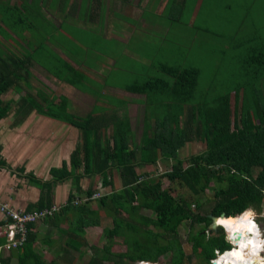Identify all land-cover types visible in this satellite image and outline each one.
<instances>
[{"label":"trees","instance_id":"trees-1","mask_svg":"<svg viewBox=\"0 0 264 264\" xmlns=\"http://www.w3.org/2000/svg\"><path fill=\"white\" fill-rule=\"evenodd\" d=\"M35 14L37 15L36 12ZM23 31H12L9 27L7 35L11 37L9 33H12L18 38L20 35L21 40ZM3 34L6 35L5 32ZM4 40L7 41L5 38ZM2 47L0 46V119L8 115L11 105H26L39 114L57 119L65 118L68 121L63 110L64 98L59 102L60 110L63 111L56 115L51 111L50 105L45 104L47 98L42 92L43 87L35 86L36 90L31 92V76L28 71L30 56L17 55ZM258 56L251 58L258 63L262 77L264 55ZM164 70L175 77V81L168 84L173 89L172 92L180 90L184 82H192L193 75L195 81L194 71L192 74L171 68ZM175 83L179 86L176 91L173 87ZM146 85L147 81L145 86L142 84L130 89H144L147 92L144 88ZM9 90L19 94L16 101L1 98V95ZM257 93L250 102L241 94L238 104L232 106L228 96L224 97V101L205 106L206 108L198 104L190 107L187 104L184 112L179 108L186 102L177 103L176 108L168 105L166 110L173 108L175 112L173 109L169 110L166 115L163 114L157 121L154 120L152 134L148 135L144 131L141 142L134 147L128 144L126 129L113 127L108 135L101 136L98 129H91L88 118L82 119L83 123H80L79 119V122L71 119L70 124L79 130V137L69 153L68 166L62 161L59 166L50 167L49 178L44 180L31 172L22 173V167L11 168L1 157L0 168H6L10 172L19 171L28 184L38 189L37 200L31 206L25 207L26 210L50 206L54 185L70 180L71 186L65 201L51 217L42 220H49L52 226L56 222L67 221L64 228L65 232L67 231L66 247L75 250L80 247L89 249L83 264H105V261L112 264H124L127 261L155 263L159 254L168 251V264L189 262L191 255L209 264V260L215 256V251L220 253L230 246L224 239L220 226L216 227V230H207L210 223L208 214L218 216L223 212L226 217L235 218L248 207H257L261 201L264 202V96L260 92L258 95ZM15 112L14 110L13 125L18 119ZM183 113L185 114L181 121ZM190 141L201 142L203 149L186 159L176 156L177 150ZM157 158L172 161L169 170L164 171L161 176L152 177L136 171V167L153 164ZM254 169L256 172L252 174ZM94 174L99 177L102 187H110L108 192L89 198L95 192V189L89 186L84 190L86 199L72 204L73 198L77 197L74 192H82L79 179ZM115 175L118 178L116 184L113 182ZM161 177L175 182L180 191L195 197L205 190H210L208 211L194 212L190 206L191 202L187 201L182 193L172 195L167 188L161 187ZM198 204L197 202L195 206L198 207ZM142 209L150 211L152 216L143 214ZM101 211L109 219L107 226L100 225ZM182 221H187L190 228L194 224L201 225L194 232L188 233L186 240L190 245V254L184 253L177 237V228ZM244 221V217H240L229 221L228 225ZM32 225L33 223H27L24 240L6 251L18 250V264H27L28 256L40 260L39 264H51L33 254L31 244L34 236L29 230ZM88 226H101L104 242L100 247L88 244L83 237L84 228ZM205 230L211 235L205 234ZM3 242L4 236L0 234V245ZM2 253L4 250L0 249V264H9L8 253L5 256Z\"/></svg>","mask_w":264,"mask_h":264},{"label":"crops","instance_id":"crops-1","mask_svg":"<svg viewBox=\"0 0 264 264\" xmlns=\"http://www.w3.org/2000/svg\"><path fill=\"white\" fill-rule=\"evenodd\" d=\"M24 2L27 4L35 3L39 8L38 11L42 12L43 18L35 14L33 23L28 24L30 31L24 30L21 33L23 39L17 43L15 40L18 37L10 34V40H3L5 43L2 48H7L17 55L27 54L30 56L28 71L34 81H39L38 86L43 87L42 92L46 94L44 96L47 98L45 104L50 105L51 111L56 115H60V112L64 110L67 114L66 117L69 120H75L74 122L80 120V123H83L82 119L88 118L87 121H89L91 129H98L101 136L105 135L104 130L113 128L111 123L116 121V124H119H117L118 128L121 126L126 129V134L129 137L131 129L134 128L133 125L138 123L139 129L148 127V125L145 127L144 122L146 105L144 102H146L147 92L144 89L139 91L130 89L142 85L140 82L144 79L133 77L131 84H126L120 88L112 85L113 83L109 80L113 74H109L103 90L99 93L86 91L87 89H78L73 83L77 80L73 78L72 81L69 74L76 73L75 70H78L76 68L82 65L91 69L92 76L100 77L101 66L112 61L109 54L110 50L121 49L125 52L139 50L141 44H136V41L148 43L149 38H152L147 33L155 32L159 26L153 21H146L147 18L154 19L156 16H160L167 8L169 10L167 17L171 18L174 15V18L177 19L182 6H187L189 3L194 15L203 1L154 0L153 12H145L146 7H151L152 0H24ZM57 5H60L58 9L56 8ZM188 21L191 24L190 13ZM32 26H37V32H33ZM145 30L147 32H144ZM41 32L43 36L40 40L38 33ZM79 33L80 35H78ZM53 35L54 37L50 38ZM41 41L47 43V46H44V49L46 48L44 56L35 58L33 52H36L35 50ZM154 43L152 41L151 45L144 47L151 50L156 48ZM40 47L42 48L43 45ZM133 53L138 55L137 51H133ZM51 66L57 67L54 70ZM33 67L38 71L31 74ZM80 74L82 75V72ZM108 82L110 85L107 84ZM35 86L37 85H32V87ZM35 90L36 88H32L31 92ZM9 92L10 90L1 95V98L16 101L18 95L10 97ZM106 93L113 97L112 109L107 104L108 99L105 97L102 99V95H106ZM61 98L65 99L63 110H60L61 106L59 105ZM43 109L46 108L43 107ZM13 114L14 105H11L8 115L0 119V138H9V141H0L1 154L4 157L7 154L9 156V158L4 159L1 157L5 162H8L11 167L13 166L12 168L22 167L24 173L30 171L34 176L43 180L49 178L48 169L50 167H57L62 161H65L68 166L69 153L79 137V132L75 126L70 124L69 120L32 113L25 117L20 116L19 121L13 125ZM17 130L19 132L18 137L15 133L10 134L11 137L7 133L8 131L17 132ZM45 131H52L56 137L53 135L49 137ZM23 134L28 135L23 136ZM45 144L48 148L44 149L43 145ZM128 144H131L129 138ZM29 145H38L39 147H34L36 150L32 152H25V146ZM0 171L6 172L3 169ZM6 174L8 176H4L0 172V200L17 208L25 209V207L31 206L37 200L38 189L28 184L19 171L10 172L8 170ZM97 177V175L89 176L90 181ZM82 181L79 180L80 188ZM105 187L110 189L109 186ZM69 190V180L55 184L52 203L62 204ZM1 223H3V218L0 214V234ZM66 223L67 221L56 222L52 226L47 219L40 223H33L29 229L34 236L31 244L33 254L39 255L44 262L51 264H74L75 260L80 259L81 255L86 253L88 257L89 249L87 247H80L79 250L66 247L67 238L65 234L67 231L65 232L64 229ZM95 227L84 228L83 237L88 244L91 243L88 242L86 233ZM56 233H59L60 237ZM6 254L9 257V264H18L16 257L18 250L2 253L3 256ZM28 257L27 264H39L40 260L38 261L33 256Z\"/></svg>","mask_w":264,"mask_h":264},{"label":"rangeland","instance_id":"rangeland-1","mask_svg":"<svg viewBox=\"0 0 264 264\" xmlns=\"http://www.w3.org/2000/svg\"><path fill=\"white\" fill-rule=\"evenodd\" d=\"M202 1L201 6L195 11L194 15L189 3L187 6H182V9L178 12L179 18L177 19L174 18V15H172L171 18L167 17L169 16V10H167V8H165L160 16H156L154 19L147 18L146 21H153L159 26L155 32L147 33L150 34L152 38H149L148 43L136 41V44H141L139 50H128L129 52H125V50L121 49L110 50L109 54L113 62H107L101 66L99 73L100 77L96 78L92 76L91 69L88 66L85 68L82 65L76 68L78 69L75 70L76 73L73 72L69 74L72 81L73 78L77 80V82L73 81V83L78 89H87L86 91L99 93L103 90L109 74H113V77L108 80L113 83L112 85L119 86L120 88H123L126 84H131V79L133 77L135 79L143 78L144 81L140 82L143 86H145V82L147 81V85L144 87L147 91L145 97L146 102H144L146 104L144 110V122L145 127L147 125L148 127L139 129L138 123L133 125L134 128L131 129L132 131H130L128 137L131 142L130 147H134L141 142L144 131H146L148 135L152 134L153 123L150 122H154V120L157 121L161 115L168 113L169 110L173 109L168 108L167 111L166 106L168 105H173L174 108H176L178 107L177 103L186 102V104L181 105L182 107L179 108L184 112L187 104H189L190 107L193 104H198L200 107H209L213 106L214 103H217L218 101H224L225 96H228V101L231 106L235 103L238 104L241 94L247 97L248 102L252 100L254 95H256V92H260V94L264 96V76L261 77V73L259 72L261 69H259L258 63L251 58L252 56L259 57L258 54L264 55V0ZM151 4V7H146L145 12H153L152 9L154 8V0H152ZM59 7L60 5L56 6L57 9ZM38 9L39 8L35 3L27 4L24 0H0V25L2 30V33H0V46L5 43L3 38L10 40L9 35H7L9 27L12 31H30L27 26L29 23H33L35 12L40 18H43L42 12L38 11ZM189 13L192 17L191 24L188 21ZM32 28L33 32H37V26H32ZM3 32H5L7 36L3 34ZM144 32L147 31L145 30ZM38 34H40L41 40L43 33L41 32ZM78 35H80V33ZM53 37L54 35L50 36V38ZM19 38L22 37L19 35ZM19 38L16 40L14 38L13 39L19 43ZM152 41L155 42L154 44H156V48L151 50L146 49L144 46L151 45ZM12 43L14 42L12 41ZM40 45H43V47L41 48ZM40 45L35 50L36 52H33L35 58L44 56V50L46 49H44V46H47V43L41 41ZM39 49L41 50L39 51ZM133 51H137L138 55L134 54ZM56 67L57 66H51L54 70ZM165 68L176 69V71L191 72L192 74L195 73V81L193 75V81L190 82L188 80L189 75L187 74L186 79L188 82H184V85L180 87V90L177 92H172L173 89L170 88L168 84L175 81V77L172 75L171 77L167 74L164 70ZM37 71L38 70L33 67L31 74H34ZM80 72H82V75ZM35 77L38 78V76ZM35 81L31 78L30 84L38 86L39 81ZM107 84L110 85L109 82ZM173 87L175 91L179 88L177 83H175ZM235 90L236 92L234 95L233 92ZM9 95L10 97H16L19 94L10 90ZM102 96V99H104V97L108 99L107 104L109 108L112 109V105L114 104L113 97L107 93ZM263 96L260 97L263 98ZM259 100H261V98H259ZM14 110L16 111V118L18 117L17 122L19 121L20 116L25 117L26 115L28 116L32 113L39 114L33 109L31 110L28 108L26 105L21 107L17 105L14 107ZM173 112H175L174 109ZM184 114L185 113L182 115L181 121ZM117 124L116 121H113L111 126L116 128L119 125ZM120 127L121 126H119V128ZM112 130L113 128H108L104 130V134L108 135V133ZM51 132L45 131V134L49 137H51V135L56 137L54 133ZM77 132H79V130H77ZM7 133L10 137V134L14 133L16 136L19 135L18 130L17 132L8 131ZM24 135L28 134H23V136ZM0 141H9V138H0ZM34 147L39 146H25V152H32L36 150ZM43 148H48V146L45 144L43 145ZM202 149L203 144L199 141L185 142L177 150L176 156L186 159L189 155L198 153ZM0 157L3 159L9 158L8 154L5 155V157L1 154V147ZM5 163L7 165L9 164L8 162ZM171 163L172 161L169 159L157 158L153 164L136 167V171L139 173L143 172L152 177H157L161 176L164 171L169 170ZM1 169L8 172L6 168H0V170ZM0 172L1 174H4V176H8L6 172ZM255 172L256 169L252 171V174H255ZM22 173H24V168ZM90 179L91 178L89 177L79 179L83 180L81 184L82 192L75 191L74 195H77L75 198L84 199L86 196L84 190L91 186V183L92 187L95 189V193L98 192L96 194H100L105 191L108 192V187H102L100 185L99 177L92 179L91 181ZM117 179L118 178L115 175L113 178L114 184H116ZM24 180L26 181L25 177ZM161 187L167 188L172 195L182 193L186 200L191 202L190 206L194 212L203 213L207 212L209 209V199L211 197L210 190H205L201 195L195 197L190 195L188 192L180 191L179 186L175 182H169L165 177H161ZM197 202L199 203L198 207L195 206ZM248 208H252L256 213L254 220L260 230L261 238H264V202L261 201L260 205L257 207ZM141 212L145 215L152 216V213L148 210L142 209ZM99 214L101 220L100 225L102 227L107 226L109 224L108 217L104 216L102 211ZM40 222H42V219L34 223ZM225 224H228V222L224 223V225ZM101 226H96L95 229H89L86 233L87 240L92 244V246L100 247L104 242ZM200 226V224H194L190 228L187 221H182L178 225L177 237L184 253L190 254V245L186 240L189 231L192 233L200 228ZM220 229L224 234V239L225 235L229 233L230 237L235 241L233 242L229 238V240L233 243L241 242L245 237L250 236L245 234L241 237L235 238L233 235L234 231H230L233 229L230 225H228V230L225 229V231H223L221 227ZM204 233L211 235V233L206 230ZM56 234L60 237L59 233ZM229 240L227 243L229 246H232V243ZM4 252L7 251L4 250ZM218 253L219 251H215V256ZM169 255L170 251L159 254L155 264H168ZM261 255L264 256V252H261ZM191 256L192 258L190 261L184 262L183 264H206L198 260V258H195V256ZM86 258L87 253L82 254L80 259L74 261V264H82ZM104 263L112 264L110 261H105ZM124 264L139 263L138 261H127Z\"/></svg>","mask_w":264,"mask_h":264},{"label":"built area","instance_id":"built-area-1","mask_svg":"<svg viewBox=\"0 0 264 264\" xmlns=\"http://www.w3.org/2000/svg\"><path fill=\"white\" fill-rule=\"evenodd\" d=\"M96 193L94 192L91 194L89 198L97 197L99 194ZM85 199L86 196L84 199L73 198L71 203L77 204ZM58 209L59 205L51 204L50 206L38 209L26 210L23 208L13 207L7 202L0 200V214L3 220H5L1 225V234L4 236V242L0 245V249L8 250L9 248L18 246L25 238V225L27 223H34L38 220L51 217ZM215 259L216 258H212L210 261H215ZM138 263L150 264V262L147 261H138Z\"/></svg>","mask_w":264,"mask_h":264},{"label":"clouds","instance_id":"clouds-1","mask_svg":"<svg viewBox=\"0 0 264 264\" xmlns=\"http://www.w3.org/2000/svg\"><path fill=\"white\" fill-rule=\"evenodd\" d=\"M241 215L244 217V220L247 222L248 231L251 233V235L245 237L240 242L239 248L247 249L248 255L256 259V264H264V256L261 255V252H264V238H261L260 230L257 227L254 220L256 213L252 208H247L244 210L243 213H241ZM220 227L223 229L221 225ZM236 230L237 229L233 228L230 231H236ZM225 240L226 241L229 240V235L227 234L225 235ZM221 252L217 254L216 257H218V255H220ZM209 264H211V261H209ZM217 264H228V262L217 259ZM231 264H235V261H232ZM243 264H248L247 260H244Z\"/></svg>","mask_w":264,"mask_h":264},{"label":"bare ground","instance_id":"bare-ground-1","mask_svg":"<svg viewBox=\"0 0 264 264\" xmlns=\"http://www.w3.org/2000/svg\"><path fill=\"white\" fill-rule=\"evenodd\" d=\"M244 212V211H243ZM242 212V213H243ZM242 215H241V213H240V215L239 216H237V217H226V216H219L218 218H215L214 219V223L216 224V225H221L223 228H225V225H226V228L225 229H227L228 230V224H225L224 225V223H218V221H225V222H229V221H234V220H236V219H239L240 217H241ZM239 224V223H238ZM238 224H231L230 226L232 227V228H235V229H237L236 231H234V233H233V235H234V237L235 238H237V237H241V236H243V235H245V234H248V235H250L251 233L249 232V231H246L247 229H248V225H247V222H243V223H241L239 226H238ZM224 229V230H225ZM226 230V231H227ZM246 231V232H245ZM243 232H245V233H243ZM228 235V234H227ZM231 238V237H230ZM230 240H232V239H230ZM232 244H233V247H232V249H230L231 251L230 252H228V253H226V254H222V255H220V256H218V257H216L217 259H219V260H221V261H235V264H243V262H244V260H241L242 258H244V257H246L245 255H244V257H242L241 258V255H240V252H238V251H240L239 249H238V247H239V244H236V243H233L232 242ZM233 251V252H232ZM243 255V254H242ZM223 256V257H222ZM217 259H216V263H217ZM224 259V260H223ZM245 260H247V259H245ZM247 262L248 263H250V264H253V261L252 260H247ZM214 264H215V261H214ZM231 264V263H230Z\"/></svg>","mask_w":264,"mask_h":264},{"label":"water","instance_id":"water-1","mask_svg":"<svg viewBox=\"0 0 264 264\" xmlns=\"http://www.w3.org/2000/svg\"><path fill=\"white\" fill-rule=\"evenodd\" d=\"M219 216H225L223 212H221L218 216H213V215H209L208 214V217L210 218V223L208 224L207 226V230H214L217 226H220V225H216L213 221L215 218H218ZM232 247V246H231ZM230 248L229 249H224L220 255L222 254H226L228 252H230ZM218 255V256H220ZM211 264H214V261L211 262Z\"/></svg>","mask_w":264,"mask_h":264},{"label":"flooded vegetation","instance_id":"flooded-vegetation-1","mask_svg":"<svg viewBox=\"0 0 264 264\" xmlns=\"http://www.w3.org/2000/svg\"><path fill=\"white\" fill-rule=\"evenodd\" d=\"M228 235H229V233H227ZM251 235V234H250ZM229 238H230V235H229ZM230 239H232V238H230ZM232 241L233 242H235L233 239H232ZM236 243H238V244H240V242H236ZM238 249L240 250V251H238V252H241V258L242 257H244V255L246 256V257H244V258H242L241 260H245V259H247V260H252L253 261V264H256V259L254 258V257H251V256H249L248 255V252H247V249H240L239 247H238ZM233 252V251H232ZM243 254V255H242ZM223 257V256H222ZM217 259V258H216ZM216 259H215V264H217L216 263ZM224 260V259H223ZM225 261V260H224ZM228 262V264H230L231 263V261H227ZM248 264H250V263H248Z\"/></svg>","mask_w":264,"mask_h":264},{"label":"snow or ice","instance_id":"snow-or-ice-1","mask_svg":"<svg viewBox=\"0 0 264 264\" xmlns=\"http://www.w3.org/2000/svg\"><path fill=\"white\" fill-rule=\"evenodd\" d=\"M218 223H226L225 221H218Z\"/></svg>","mask_w":264,"mask_h":264}]
</instances>
